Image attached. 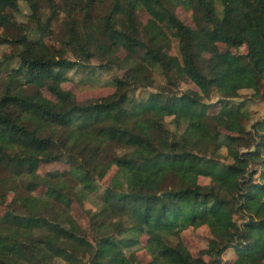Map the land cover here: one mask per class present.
<instances>
[{
    "label": "trees",
    "instance_id": "1",
    "mask_svg": "<svg viewBox=\"0 0 264 264\" xmlns=\"http://www.w3.org/2000/svg\"><path fill=\"white\" fill-rule=\"evenodd\" d=\"M20 1L38 27L0 9V44L18 47L17 65L0 59V264H138L139 253L145 264H264V116L236 101L243 89L261 94L264 0H70L62 34L74 60L45 41L56 1L0 3L18 11ZM185 3L193 25L176 14ZM101 6L106 13L94 14ZM210 31L245 51L203 55ZM92 58L100 61L93 69L126 72L113 77L112 93L80 103L62 83ZM155 66L169 85L185 77L198 89L165 84L136 95L153 85ZM53 161L69 168L37 171ZM113 165L85 228L71 213L73 196L97 191ZM202 225L212 244L194 256L181 234Z\"/></svg>",
    "mask_w": 264,
    "mask_h": 264
},
{
    "label": "rangeland",
    "instance_id": "2",
    "mask_svg": "<svg viewBox=\"0 0 264 264\" xmlns=\"http://www.w3.org/2000/svg\"><path fill=\"white\" fill-rule=\"evenodd\" d=\"M58 6L60 7L58 17L52 22V34L45 38L46 43L63 53L64 56L70 59H76V53L74 48L71 45H68L63 40L62 34V24L63 21L67 18L64 9L70 4V0H55ZM217 8L220 11L221 6L219 2L217 3ZM0 9L5 12H11L15 19L18 22H22L24 27L28 30L36 31V23L30 18V7L25 1L19 2V10L14 11L9 8L7 5L0 3ZM106 8L104 6L95 8L94 14L104 15L106 13ZM49 12V9L45 6L41 8L40 17L44 20ZM177 16L186 24L193 25L192 21V9L188 3L180 5L176 8ZM138 15L142 21H145L147 18V14L144 11H138ZM76 16L79 18L82 16L81 12H77ZM7 30L0 28V36H4ZM172 40L170 45V53L173 55H178V41L171 34ZM200 50L203 55L209 56L213 52H223V51H231V52H244L245 45L241 46H232L223 42V40L214 32L210 31L208 37L203 38L200 41ZM18 51V47L14 44H0V59H7L8 64L6 68L10 66L17 65V60L14 58V54ZM100 63L99 59L92 58L91 61L83 66H75L71 70L66 73V80L62 83V88L65 90H69L72 92L77 101L80 103H84L86 100L103 97L112 93L115 89V85L113 82V77L115 75H122L124 71L119 70L116 66L112 67H102L93 69L92 65H98ZM6 69H4L1 73L2 76H5ZM153 85L148 89L142 91H137L136 95L146 94L147 91L152 90L156 91L160 86L168 85L171 90L174 91H184L186 89L197 90L195 83L190 79L185 77H178L177 84L169 85L166 83V76L163 74L161 69L158 66H155L153 69ZM264 79V78H263ZM2 88V84L0 85V89ZM261 94L257 96H251V92L248 89L240 90L239 96L236 98V101L242 100L244 104H247L248 109L250 110V114L253 117L264 116V81L261 85ZM44 95L50 99H54L53 94L46 87L42 89ZM217 99V96L214 95L212 97V102ZM215 109H218L216 107ZM220 130L223 132H231V130L226 129L220 126ZM222 152H225L223 150ZM224 156V155H222ZM69 168L64 162L53 161L51 163H42L39 164L37 171L39 173H45L47 171L59 170L61 172L66 171ZM116 172V166L113 165L106 175L99 180V188L97 191L89 193L86 197L79 195L80 187L77 188V195H74L72 203H71V213L72 215L85 227H88V214L86 213V208H95L100 200L99 194L101 190L105 186L108 185L110 178ZM198 181L200 184H206L209 182V178L206 176H199ZM35 194H44L45 187H38L35 191ZM12 195V194H10ZM9 196V195H8ZM81 196V197H80ZM6 209V205H0V215L4 213ZM182 239L189 249V251L194 255H200L202 249L207 248L210 244H212L211 234L206 225H202L198 228L188 227L182 232ZM141 242L144 243L145 236H141ZM116 241L120 242L121 239L119 237L115 238ZM139 253L141 261L138 264H145L147 262V258L144 254ZM233 254L232 250H228L223 254V258H229Z\"/></svg>",
    "mask_w": 264,
    "mask_h": 264
}]
</instances>
